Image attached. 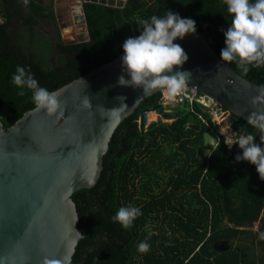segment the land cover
Masks as SVG:
<instances>
[{
	"label": "trees",
	"instance_id": "16d2710c",
	"mask_svg": "<svg viewBox=\"0 0 264 264\" xmlns=\"http://www.w3.org/2000/svg\"><path fill=\"white\" fill-rule=\"evenodd\" d=\"M89 39L65 44L45 27L55 22L52 5L42 0H0V120L11 126L34 108L32 92L23 96L11 82L17 66L29 70L41 87L54 91L122 53L127 37L140 34L141 22L166 11L196 21V33L208 40L220 57L222 30L231 23L224 0H126L123 8L86 2L83 5ZM264 87V66L242 74ZM157 92L141 102L114 131L97 183L72 195L84 235L71 264H264L254 251L233 241L251 236L264 207V180L255 166L237 162L241 150L229 149L209 112L198 103L178 105L170 123L159 122L141 132L142 109L157 105ZM202 115L204 122L199 119ZM226 125L252 134L264 145V131L231 114ZM218 139L208 157L200 147L204 133ZM141 209L130 229L112 217L121 206ZM260 217V218H259ZM150 249L139 253L137 245Z\"/></svg>",
	"mask_w": 264,
	"mask_h": 264
},
{
	"label": "water",
	"instance_id": "95a60500",
	"mask_svg": "<svg viewBox=\"0 0 264 264\" xmlns=\"http://www.w3.org/2000/svg\"><path fill=\"white\" fill-rule=\"evenodd\" d=\"M125 1L77 0L71 7L76 40L63 42L89 39L84 3L123 8ZM174 43L188 55L180 69L191 73L185 87L196 89L264 131L263 86L221 62L201 33L185 35ZM122 55L54 90L64 115L50 117L32 108L7 128L0 120V264H71L84 238L72 195L97 183L118 125L147 97L164 92L144 95L141 89L119 86L118 77L127 78L121 69ZM85 96L91 106L82 103ZM118 96L126 97V107ZM151 112L168 116L161 104L142 109L138 119L141 132L160 122L159 118L149 119ZM217 144V138L204 133L201 156L208 157Z\"/></svg>",
	"mask_w": 264,
	"mask_h": 264
},
{
	"label": "clouds",
	"instance_id": "9594fccd",
	"mask_svg": "<svg viewBox=\"0 0 264 264\" xmlns=\"http://www.w3.org/2000/svg\"><path fill=\"white\" fill-rule=\"evenodd\" d=\"M28 2L29 0H23L25 6ZM224 3L227 13L231 16V23L226 30H222L224 47L220 50V61L234 62L242 74H247L250 66H264V0H224ZM139 30L138 36L127 37L121 45V69L127 78L121 75L117 84L141 89L144 95L155 90H164L170 99L174 98L182 92L191 75L187 70H180L187 62L188 55L183 47L174 41L182 40L185 35H194L196 21L166 11L162 17L152 15L142 21ZM11 82L19 89L18 95L23 96L25 90L32 92L31 99L35 111H43L50 117L64 115L59 94L41 87L25 67H16ZM117 99L121 101V106L126 107L123 103L126 97L118 96ZM82 103L91 106L87 96ZM255 141L256 137L252 134H242L236 139L228 136L224 139L229 149L237 145L241 150L235 160L254 165L259 178L264 180V145ZM141 215L142 211L137 206H121L112 220L127 230ZM149 249L147 242L142 241L137 245L139 253H147Z\"/></svg>",
	"mask_w": 264,
	"mask_h": 264
},
{
	"label": "rangeland",
	"instance_id": "374dc122",
	"mask_svg": "<svg viewBox=\"0 0 264 264\" xmlns=\"http://www.w3.org/2000/svg\"><path fill=\"white\" fill-rule=\"evenodd\" d=\"M53 2L54 4H57V6H60L57 9H55V13H57L58 15L57 18H58V22L60 26L61 39L62 40H71V39L76 40L77 32L75 30V24L72 21L73 16L70 13L72 12L71 7L77 4V0H53ZM61 4H63V6H61ZM66 10L69 12L66 13ZM177 106L178 105H175V104L167 106L165 111L167 112L168 110L167 113H169L170 115L168 114V116L166 117H163V116L158 117L156 113L151 112L149 114V119L159 118L161 122L170 123L175 119L172 113L175 112ZM150 115H153V117L151 118ZM213 118L217 123L220 133L224 135V138L231 136L233 139H235L234 132L227 129V127L221 123L219 114H214ZM260 217H262V219L264 220V207H263V210L261 211ZM259 223L260 222L258 220L253 224L251 228V233H250L251 236L249 235L247 238H245V240L237 239L233 242L235 244H240L244 247H247L249 250L254 251V254L256 255L255 257L256 261L260 263V259L264 257V222H263L262 228L259 227L260 225Z\"/></svg>",
	"mask_w": 264,
	"mask_h": 264
},
{
	"label": "built area",
	"instance_id": "2783aa9c",
	"mask_svg": "<svg viewBox=\"0 0 264 264\" xmlns=\"http://www.w3.org/2000/svg\"><path fill=\"white\" fill-rule=\"evenodd\" d=\"M189 104L190 110H193V104L198 103L203 107V109L207 112H209L212 116V120L216 123V121L213 118L214 114H219L221 123L227 127L230 131H232L228 126L226 125V122L228 118L231 115V112L223 107L220 103L217 101L199 93L196 89L194 88H187L184 87L182 92L175 96L174 98H169L167 93L164 91L162 93L161 101L159 104H161L164 107V111L166 110L167 106H170L172 104L175 105H183V104ZM168 112V110H167ZM169 114V113H168ZM170 115V114H169ZM199 119L202 120V122L205 121L202 115H198ZM217 124V123H216ZM220 132V130H219ZM234 132V131H232ZM235 139L237 138V133L234 132Z\"/></svg>",
	"mask_w": 264,
	"mask_h": 264
},
{
	"label": "flooded vegetation",
	"instance_id": "af4514ba",
	"mask_svg": "<svg viewBox=\"0 0 264 264\" xmlns=\"http://www.w3.org/2000/svg\"><path fill=\"white\" fill-rule=\"evenodd\" d=\"M42 2H43V4L45 6L46 5H52L53 11H54V15H55V22H53L52 20H50L48 18H45L43 20V23H44L45 27H43L41 31H49V32H51L52 36H54V37H58L59 36L61 38L60 26H59L58 18H57L56 13H55V8H54L55 4H54L53 0H42ZM68 12L69 11H67L66 13H68Z\"/></svg>",
	"mask_w": 264,
	"mask_h": 264
},
{
	"label": "bare ground",
	"instance_id": "6f19581e",
	"mask_svg": "<svg viewBox=\"0 0 264 264\" xmlns=\"http://www.w3.org/2000/svg\"><path fill=\"white\" fill-rule=\"evenodd\" d=\"M71 14V13H70ZM72 18V17H71ZM72 20V19H71ZM150 117L152 118L153 117V115H150ZM227 135V134H226Z\"/></svg>",
	"mask_w": 264,
	"mask_h": 264
},
{
	"label": "crops",
	"instance_id": "0c3cea01",
	"mask_svg": "<svg viewBox=\"0 0 264 264\" xmlns=\"http://www.w3.org/2000/svg\"><path fill=\"white\" fill-rule=\"evenodd\" d=\"M233 146H234V145H233ZM233 146H232V147H233ZM232 147H231V148H232Z\"/></svg>",
	"mask_w": 264,
	"mask_h": 264
}]
</instances>
